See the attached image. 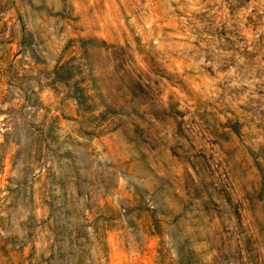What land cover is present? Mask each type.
Segmentation results:
<instances>
[{
  "label": "rangeland",
  "instance_id": "obj_1",
  "mask_svg": "<svg viewBox=\"0 0 264 264\" xmlns=\"http://www.w3.org/2000/svg\"><path fill=\"white\" fill-rule=\"evenodd\" d=\"M264 264V0H0V264Z\"/></svg>",
  "mask_w": 264,
  "mask_h": 264
},
{
  "label": "trees",
  "instance_id": "obj_2",
  "mask_svg": "<svg viewBox=\"0 0 264 264\" xmlns=\"http://www.w3.org/2000/svg\"><path fill=\"white\" fill-rule=\"evenodd\" d=\"M166 242L161 239L160 249L158 251V262L157 264H165L166 258ZM178 263L177 264H197L194 258L186 253L184 245H179L177 248Z\"/></svg>",
  "mask_w": 264,
  "mask_h": 264
}]
</instances>
